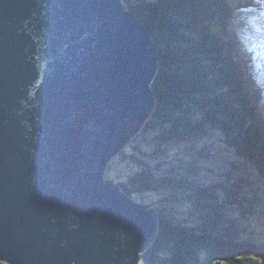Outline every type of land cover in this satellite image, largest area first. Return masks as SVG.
I'll use <instances>...</instances> for the list:
<instances>
[{
  "label": "water",
  "instance_id": "water-1",
  "mask_svg": "<svg viewBox=\"0 0 264 264\" xmlns=\"http://www.w3.org/2000/svg\"><path fill=\"white\" fill-rule=\"evenodd\" d=\"M158 70L123 0H0V263L140 264L160 218L105 174Z\"/></svg>",
  "mask_w": 264,
  "mask_h": 264
},
{
  "label": "trees",
  "instance_id": "trees-1",
  "mask_svg": "<svg viewBox=\"0 0 264 264\" xmlns=\"http://www.w3.org/2000/svg\"><path fill=\"white\" fill-rule=\"evenodd\" d=\"M123 1L150 32L160 64L156 108L105 174L132 199L158 196L139 201L161 221L140 264H264L262 95L252 102V59L238 53L230 4ZM183 144V157L170 156ZM118 163L125 177L116 182Z\"/></svg>",
  "mask_w": 264,
  "mask_h": 264
},
{
  "label": "rangeland",
  "instance_id": "rangeland-1",
  "mask_svg": "<svg viewBox=\"0 0 264 264\" xmlns=\"http://www.w3.org/2000/svg\"><path fill=\"white\" fill-rule=\"evenodd\" d=\"M226 1L228 4H230V7H231V12H230V15L228 18V23L230 24L229 27H232L234 24H236L237 33L242 35L239 39V42L241 44H240L238 53L240 52V55L245 57L246 62H249L252 59V61L249 62L250 64H252V66L249 67L250 71H247L246 75L248 77V80H249L251 86L253 87V95L255 96V99L252 95V102H256L255 101L256 96L260 95L262 88H263V85H264V77L261 76V71H260V64L264 59L263 58L264 57V49H262V47H261L263 45V41H264V21H262L260 19V16H264V13L262 11V9H264V7L261 6L259 8V10H257V11L256 10L254 11L250 7H247L246 2L260 4L258 0H226ZM207 7H209V6H207ZM231 33H233V32L231 31ZM152 41H153V39H152ZM154 47H155V45H154ZM155 50H156V48H155ZM244 51H246V52H244ZM157 56H158V54H157ZM158 61H159V57H158ZM159 69H160V64H159ZM150 88L153 92L152 84H151ZM153 94L155 96V102L157 105L156 94L154 92H153ZM155 108H156V106H155ZM155 108H154V110H155ZM227 109H228V107H225L223 110L227 111ZM154 110H153V112H154ZM153 112L151 113V116H152ZM263 113H264V107H263ZM151 116H150V118H151ZM150 118L148 119V121L150 120ZM263 121H264V119H263ZM186 153L187 152H186L184 144L177 147V148L171 149L169 152L170 156H177V157H179V156L183 157V155H185ZM124 165L126 166L125 163H118L117 168H119V169L117 171L112 172L111 176L116 180V182L120 178L125 177L123 174V172H124L123 166ZM212 169L215 171L214 168H212ZM203 172L205 174L207 173V171L205 169H203L200 171L201 176L203 175ZM118 174H120V176H118ZM157 199H158V196L155 194H145V195L141 196V198H138V201L136 200V198L134 196V201L144 202L145 204L148 203L149 201H156Z\"/></svg>",
  "mask_w": 264,
  "mask_h": 264
}]
</instances>
